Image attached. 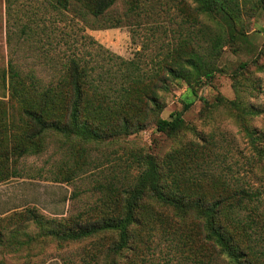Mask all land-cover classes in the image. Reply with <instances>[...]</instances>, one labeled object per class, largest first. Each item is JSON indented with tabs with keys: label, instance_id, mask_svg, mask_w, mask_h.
Wrapping results in <instances>:
<instances>
[{
	"label": "rangeland",
	"instance_id": "rangeland-1",
	"mask_svg": "<svg viewBox=\"0 0 264 264\" xmlns=\"http://www.w3.org/2000/svg\"><path fill=\"white\" fill-rule=\"evenodd\" d=\"M141 1L144 11L139 16L107 26L110 17L125 19L126 0H117L101 20L76 6L57 9L49 0H0L3 101L10 95L2 71L9 70L10 62L22 75L34 73L42 79L39 83L46 84L57 80L69 59L76 57L95 82L102 73L101 84L113 80L114 87L121 82L112 78L115 72L119 75L126 66L134 65L143 76L140 86L146 87L153 82L151 71L163 73V66L177 54L186 58L216 44L213 51L208 50L213 75L192 82L198 72L190 67L191 81L171 77L167 87L159 90L160 111L150 112L141 128L120 132L114 113L117 106L110 102L114 112L107 124L114 131L103 139L51 131L43 134V149L21 157L16 165L19 176L0 183V264H102L132 256L129 249L121 254L94 252L118 240L115 229L77 240L62 239L50 229L61 227L63 217L85 222L119 213L132 198L137 176L149 156L163 174L178 170L187 193L192 186L211 193L220 176L233 187L251 184L258 198L243 213L253 211L264 227V0H238L242 12L236 29L197 16L192 0H185L192 9L189 19L179 13L184 0ZM219 35L221 39L215 40ZM185 102L192 104L183 112L182 129L169 134L158 131L152 121L158 115L168 118L182 111ZM15 117L23 121L19 111ZM207 152L219 166L211 178L191 177L203 166L201 156ZM170 153L176 158H168ZM140 205L139 221L131 225L132 244L148 236L154 264H185L171 254L169 239L163 235L162 230H172L174 223L152 216L162 207L150 198L141 199ZM25 208L34 209L35 220L12 216ZM198 211L193 207L188 213L197 217Z\"/></svg>",
	"mask_w": 264,
	"mask_h": 264
},
{
	"label": "trees",
	"instance_id": "trees-1",
	"mask_svg": "<svg viewBox=\"0 0 264 264\" xmlns=\"http://www.w3.org/2000/svg\"><path fill=\"white\" fill-rule=\"evenodd\" d=\"M49 1L57 9L76 6L88 16L101 20L107 17L117 0ZM192 2L197 16L225 22L231 29H236V22L242 12L238 0ZM126 3L129 7L125 19L110 17L107 26H118L143 13L141 0H126ZM178 9L185 19L193 16L190 4L185 0ZM220 39V35L215 38L217 41ZM204 48V52L194 51L186 58L177 54L163 66V73L151 71L153 82L146 87L140 86L143 76L136 73L134 65L126 66L119 75L115 72L112 78H118L121 82L114 87L113 80L109 84H101L102 73L95 82L91 71L85 69L81 59L76 57L69 59L57 80L53 78L46 84L39 83L42 79L32 75L34 73L22 75L10 62L9 70L2 71V79L5 87L8 85L10 97L7 101L0 99V183L19 176L16 166L19 159L31 151H41L43 134L48 131L93 140L107 137L108 131H114L107 124L109 115L114 112L110 102L117 106L114 113L119 120L120 132H127L132 127L141 128L143 122L149 119L150 112L154 115L160 111L162 98L159 90L167 87L171 77L181 76L191 81L193 74L190 67L198 72V77L192 82H199L202 76L213 75L214 71L208 64V50L213 51L216 44L215 47ZM191 104L185 102L182 111H176L168 118L158 115L152 123L160 132H178L185 123L183 112ZM18 111L23 121L15 117ZM207 154L209 152L201 156L203 166L194 170L191 177L200 175L203 179L211 178L219 165ZM168 158L173 160L176 157L170 153ZM168 172L163 174L154 157L149 156L137 176L132 198L127 199L126 206L121 207L119 213L104 214L95 221L85 222L72 216L63 217L60 219L61 227L50 229V232L65 240H77L102 230L115 229L118 231V240L105 248L98 247L94 252L98 255L121 254L123 250L129 249L133 255L127 256L124 261L111 259L102 264H154L149 256L148 236L146 239L142 236L136 244L131 242V225L139 221L140 200L150 198L162 207L152 216L156 219L166 217L174 223L172 230H162L163 235L169 239L171 254L178 256L185 264H264V227L253 211L243 213L258 198V191L251 184L233 187L226 178L220 176L213 183L211 193H201L197 186H192V191L187 193V187L181 185L182 174L174 168ZM188 180L191 181V178ZM193 207L200 209L197 217H191L188 213ZM33 211L32 208H25L12 216L35 220Z\"/></svg>",
	"mask_w": 264,
	"mask_h": 264
}]
</instances>
